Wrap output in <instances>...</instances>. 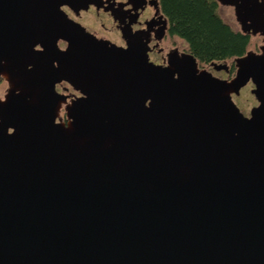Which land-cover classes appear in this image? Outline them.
I'll list each match as a JSON object with an SVG mask.
<instances>
[{
    "label": "water",
    "instance_id": "1",
    "mask_svg": "<svg viewBox=\"0 0 264 264\" xmlns=\"http://www.w3.org/2000/svg\"><path fill=\"white\" fill-rule=\"evenodd\" d=\"M36 35L0 44V264H264V50L222 80L189 53L163 67L146 45ZM60 79L82 93L67 124ZM249 81L246 117L231 95Z\"/></svg>",
    "mask_w": 264,
    "mask_h": 264
},
{
    "label": "flooded vegetation",
    "instance_id": "2",
    "mask_svg": "<svg viewBox=\"0 0 264 264\" xmlns=\"http://www.w3.org/2000/svg\"><path fill=\"white\" fill-rule=\"evenodd\" d=\"M214 1L222 16L227 15L232 25L248 37V46L244 54L247 52L260 54L264 50V0H233L240 5L242 14L249 17L246 32L236 19L235 4ZM44 11L48 13L45 14ZM17 14V19L10 17ZM33 30L41 33L43 44L54 43L60 51L67 50L71 43L74 44V40L88 37L109 48L110 58L115 57L119 50L126 49L129 45H146L149 61L163 67L168 65L170 55L181 58L183 53H188L184 41L170 32V22L162 10L161 0H0V44L8 46L12 36L19 47L36 42L34 49L41 50L39 35L28 42L27 33ZM11 55L15 56L6 52L5 57L9 58ZM80 57L74 52L70 61L73 62L75 58ZM58 60L61 61L54 60L55 66L58 65ZM214 63H224L227 69L215 70L212 62L203 65L198 63V67L222 80H230L234 76L235 70L230 68L228 61ZM11 79L10 74H0L2 102L13 88ZM54 88L57 95L65 97V100L60 102L56 122L67 124L66 108L76 98L82 96V93L65 79L58 80ZM253 88V83L249 81L240 89L239 94L231 95L234 103L238 102L242 108L243 102L238 99L243 90H248L247 100L253 99V104L247 111L243 108L240 110L246 117H249L250 110L258 105L252 94Z\"/></svg>",
    "mask_w": 264,
    "mask_h": 264
},
{
    "label": "trees",
    "instance_id": "3",
    "mask_svg": "<svg viewBox=\"0 0 264 264\" xmlns=\"http://www.w3.org/2000/svg\"><path fill=\"white\" fill-rule=\"evenodd\" d=\"M170 32L184 41L186 51L200 64L228 61L242 56L248 37L218 11L214 0H161Z\"/></svg>",
    "mask_w": 264,
    "mask_h": 264
},
{
    "label": "rangeland",
    "instance_id": "4",
    "mask_svg": "<svg viewBox=\"0 0 264 264\" xmlns=\"http://www.w3.org/2000/svg\"><path fill=\"white\" fill-rule=\"evenodd\" d=\"M223 17H225L226 19H228V16L227 15H223ZM247 97H249L248 90H245V91L243 90L241 96L238 99L240 102H243L244 103V104L242 103V108L245 111H247L249 109V107L253 104V99L247 100ZM236 105L242 111V108L238 105V102L236 103Z\"/></svg>",
    "mask_w": 264,
    "mask_h": 264
}]
</instances>
